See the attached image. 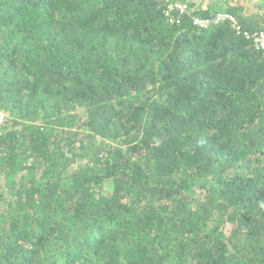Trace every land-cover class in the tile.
<instances>
[{
	"label": "trees",
	"instance_id": "obj_1",
	"mask_svg": "<svg viewBox=\"0 0 264 264\" xmlns=\"http://www.w3.org/2000/svg\"><path fill=\"white\" fill-rule=\"evenodd\" d=\"M181 1L0 0V264H264V0Z\"/></svg>",
	"mask_w": 264,
	"mask_h": 264
},
{
	"label": "built area",
	"instance_id": "obj_2",
	"mask_svg": "<svg viewBox=\"0 0 264 264\" xmlns=\"http://www.w3.org/2000/svg\"><path fill=\"white\" fill-rule=\"evenodd\" d=\"M166 4L165 15L168 16L172 12H177L179 14H185L188 11V5L182 2L181 0H158ZM230 21L234 26L236 31H239V27L236 25L235 19L227 13H217L211 18L201 19L197 17L192 18V24L197 27L206 28L209 25L217 24L221 21ZM246 39H251L254 43V46L257 49L264 50V31L254 33L252 35L243 34ZM5 120V115L0 111V125L3 124Z\"/></svg>",
	"mask_w": 264,
	"mask_h": 264
},
{
	"label": "rangeland",
	"instance_id": "obj_3",
	"mask_svg": "<svg viewBox=\"0 0 264 264\" xmlns=\"http://www.w3.org/2000/svg\"><path fill=\"white\" fill-rule=\"evenodd\" d=\"M250 0H243L242 2L245 4V3H247V2H249ZM255 0H251L250 1V3H249V5H253V2H254ZM210 2V1H209ZM212 2H214V3H218L219 5L218 6H220V7H226L228 4L225 2V0H212Z\"/></svg>",
	"mask_w": 264,
	"mask_h": 264
},
{
	"label": "crops",
	"instance_id": "obj_4",
	"mask_svg": "<svg viewBox=\"0 0 264 264\" xmlns=\"http://www.w3.org/2000/svg\"><path fill=\"white\" fill-rule=\"evenodd\" d=\"M205 1H208V0H205ZM229 1L232 2L233 0H229ZM241 1H243V0H241ZM250 1L244 4V6H245V12H247V13H250V12L253 11L252 10L253 5H249Z\"/></svg>",
	"mask_w": 264,
	"mask_h": 264
}]
</instances>
